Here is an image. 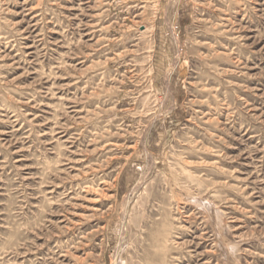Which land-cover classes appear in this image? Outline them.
<instances>
[{"label": "rangeland", "instance_id": "374dc122", "mask_svg": "<svg viewBox=\"0 0 264 264\" xmlns=\"http://www.w3.org/2000/svg\"><path fill=\"white\" fill-rule=\"evenodd\" d=\"M0 264H264V0H0Z\"/></svg>", "mask_w": 264, "mask_h": 264}]
</instances>
